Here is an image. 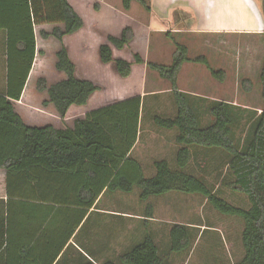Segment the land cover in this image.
<instances>
[{
	"label": "trees",
	"instance_id": "16d2710c",
	"mask_svg": "<svg viewBox=\"0 0 264 264\" xmlns=\"http://www.w3.org/2000/svg\"><path fill=\"white\" fill-rule=\"evenodd\" d=\"M132 2L151 12L147 0H123L125 11L130 10ZM103 15L104 5L97 0H0V32L7 53V87L0 92V170L6 172L8 197L7 202H1L0 210V264H97L96 257L91 256L94 254L83 249L85 254L81 252V258H75L70 253L74 248L70 241L104 192L131 194L136 189L143 203L172 193L198 196L222 217L240 219L244 224L245 256L238 264H264V64L259 77L261 113L229 102L201 105L179 91L183 65H204L222 83L226 80L224 71L213 69L204 56L190 59L188 48L176 42L170 66L147 64V32L143 34L142 55L135 53L140 34L127 26L105 39ZM44 25L54 26L50 35L44 31L41 35L54 37L61 44L56 70L64 73L66 80L50 86L39 79L37 90L47 93L48 103L62 119L72 116L73 109L81 113L99 108V98H94L104 92L103 87L79 73V63L88 60V54L80 53L83 45L95 49L101 63L112 64L122 79L131 76L133 66H143L170 83L177 115L155 116L154 124L178 132L176 169L169 161L160 160L154 164V176L147 178L142 164L132 156L143 108L140 91L137 97L90 112L85 119L76 120L73 129L32 128L24 123L15 105L34 66L35 29ZM69 40H73L72 47ZM128 54L131 61L125 58ZM241 87L245 93L254 90L250 79H244ZM203 107L211 121L206 126L200 113ZM244 118L248 131L240 141L236 128ZM193 149L220 151L229 157L231 180L226 186L245 196L249 209L231 205L204 179L187 172ZM145 214L154 218L152 204ZM191 230L183 224L173 225L170 253L182 254L190 249ZM168 257L169 253L163 256L154 238L147 234L141 244L118 260L121 264H169Z\"/></svg>",
	"mask_w": 264,
	"mask_h": 264
},
{
	"label": "crops",
	"instance_id": "0c3cea01",
	"mask_svg": "<svg viewBox=\"0 0 264 264\" xmlns=\"http://www.w3.org/2000/svg\"><path fill=\"white\" fill-rule=\"evenodd\" d=\"M99 1L104 5L103 32L105 39L109 35H117L118 33H121L123 29L128 26L134 28L136 35L137 33L140 34V43L139 46L137 44L135 53L142 55L144 51L143 34L145 31L147 32V41H151L152 43L155 42L154 50L150 53H148L147 50L148 42L146 44L147 64L170 66L176 51L175 42L186 46L190 53L189 45L192 38H198L202 40L206 38L218 39V37L221 35H240L252 38H261L264 35V0H147L150 5L151 12H146L144 10V15L143 13H137L135 19L132 18L133 15H123L121 12H116L117 8L105 0ZM111 8L115 10H112ZM125 16L127 19H125ZM130 22H132V24ZM127 23L130 24L128 25ZM124 24L126 27H123ZM53 29L54 26L52 25H44L35 29L36 57L34 66L29 75L21 100L15 105L16 113L22 118L28 127L44 128L51 126L57 130L73 129L76 120L85 119L90 112L96 111L100 107L109 106L114 103L137 97L138 91H140L142 104L147 96L157 98L156 113H158L160 117L174 118L177 115V106L175 104L171 85L168 81L162 79L156 72L150 70L148 67L144 68L143 66H133L131 76L128 79H122L112 64H102L101 61L96 57V50L92 49L91 46L86 48V45L82 46L80 53L83 52L84 54H88V60H86V62H88L87 65L89 66V71L92 72L93 75L95 73L94 76L98 77V82H100V84H98L97 80L94 78L85 76L82 77L93 81L98 86L103 87L105 95H102V97L97 100L98 103L101 104L103 102V104H98L99 108L87 109L84 113H80L79 116L71 119H62L57 113L55 107L48 103L49 99L47 102H42V106H40L39 109L37 106H33L31 104L30 106H27L26 102H28L29 99L34 96L35 92L37 93L35 88L37 87V83H30V80H33V78L38 80L45 79L50 86L66 80L65 74L56 70L57 54L61 50V44L54 37L50 36L48 38H44L41 35L42 31L50 35ZM176 37H180L182 42H178ZM169 40L172 42V45H170L168 42ZM4 45L5 37L0 32V92H4L7 87V53ZM79 46L80 45L76 46V50L79 48ZM92 55L95 57H92ZM188 56L190 59H192L190 54H188ZM125 58L131 61L130 54L127 56L125 55ZM166 59H168L167 62ZM207 60L209 61L208 58ZM196 66L204 65L193 66V63L190 62L183 65L178 77L179 91L181 93L187 94L190 97H194L195 102L201 105H204L205 103L207 106L206 103L208 102H224L222 98L224 92V82L222 83L214 79L205 66V71L199 70ZM47 68H52L55 72L54 77L57 79L55 82L49 81L46 78V75H44V72ZM189 70H191L192 73ZM188 71L190 72V76H186L187 79H183V75ZM135 76L136 79H134ZM181 76L182 81L180 80ZM186 80L187 82H184ZM190 85H193V87H198V91H191L189 88ZM261 93L262 90H259V98H261ZM204 100L207 102H203ZM106 102L109 103L105 104ZM163 115L166 116L164 117ZM147 132L149 133V136L143 140V121L140 119V132L132 150V156L142 164L145 173L148 172L147 168L145 167L146 164L142 161L143 159L139 158L138 156V154L141 153L140 145H144V143L145 145H150L152 153H154L156 149L155 146L157 145H162V149L168 146V144L173 145L175 150L173 158L168 160L164 157L163 159L169 161L170 165H173L175 162L176 153L180 148V146L176 144L178 132L175 130H163L157 127H153ZM165 150L163 152H165ZM146 153L147 154L145 155L147 158L148 155L151 156L150 151H147ZM160 160L161 159H153L151 168L149 169L152 171V174L155 162ZM117 193L104 192L97 202V206H94V208L89 211V214L85 218L83 224L80 226L75 236L70 241V244L73 245L74 249L76 250H71V254L75 256V258H79L82 252L77 239L80 237L87 225L91 223V225H93L91 230L82 235V245L87 246L91 252L94 253L96 256L95 259L97 261L100 262L102 259H104L103 252L105 253L106 248H96V240L100 234H95V226L98 227L100 224L97 223V220H100L101 218L106 219L107 216L119 217L123 223L121 229L119 230L118 228V231L115 223H108L106 225V227L109 226L115 231L112 233H115L116 238H113L112 233H105V236H107L108 240H115L116 242H119L120 245L125 247L123 250L124 252L120 255L133 249L132 243L134 242L132 241L136 239L138 233L140 234V222L144 223L147 221V224L144 223L146 231L142 236H140L141 240L143 237L145 238L147 234H150L160 247L159 243L154 237V232L149 231L152 226V222H154V218L149 219L146 217V214L138 215L132 214L131 212L119 213L99 208L102 199L107 194L113 196ZM133 194L137 195L139 199V195L136 190L131 194L122 193L121 195L130 196ZM7 201L6 172L4 170H0V210L2 208L3 211V204L1 202ZM142 203L143 202H141V204ZM187 227H194V229L203 228V226H198L196 224L188 225ZM171 229L169 230V234ZM82 253L85 254L84 252ZM88 258L93 261L92 258ZM169 264L172 263L169 262Z\"/></svg>",
	"mask_w": 264,
	"mask_h": 264
},
{
	"label": "rangeland",
	"instance_id": "374dc122",
	"mask_svg": "<svg viewBox=\"0 0 264 264\" xmlns=\"http://www.w3.org/2000/svg\"><path fill=\"white\" fill-rule=\"evenodd\" d=\"M105 1L115 6L117 8L116 12H121L123 15H133L132 18L134 19L137 13H143L144 15V8L136 2H132L130 11H125L123 7V0ZM125 19H127L126 16ZM130 23L132 24V22ZM130 23L127 24L129 25ZM125 24L123 27H126ZM176 38L178 42H182L180 37ZM168 42L170 45H172L170 40ZM151 43L152 42L149 41L147 45L148 53L154 50L155 42L152 44ZM68 44L70 47H72L73 40H69ZM189 48V54L192 59L205 56L209 59L213 69L216 71H224L226 73L222 97L224 102L232 103L241 109H247L249 112L251 111V113H254V111L261 113L263 103L261 98L258 97V94L259 90H261L259 79L261 74L260 70L264 62V35L261 38H252L240 35H221L218 37V39L206 38L203 40L192 38ZM167 60L168 59H166V62ZM87 64L88 62H86V60H82L79 63L80 75L94 78L98 82V77L94 76L95 73L93 75L92 72L89 71V66ZM194 65L201 64L193 63V66ZM196 67L203 71L206 69L204 66ZM189 71L192 73L191 70ZM189 71L183 75V79H187L186 76H190ZM54 73L55 72L52 68H47L44 72V75H46V78L49 81L55 82L57 79H55ZM134 79H136V76ZM244 79H250L253 82L254 90L251 93H245L241 87V82ZM180 80L182 81V76ZM37 81L38 79L33 78V80H30V83L36 84ZM184 82H187V80ZM98 84H100V82H98ZM35 88L37 93H34V96L31 97L28 102H26V105L30 106L31 104L33 106H37L39 109V107L42 106V102H47L49 98L46 92L40 93L37 90V87ZM189 88L191 91L195 92L198 87H193V85H190ZM99 95V97L96 96L94 98V101L95 99L102 97V95H105V93L102 92ZM156 100L157 98L155 97L147 96L143 102L141 116L144 131L142 138L143 140L149 136L147 131L153 127H156L154 124V117L160 116L158 113H156ZM108 103L109 102H106L105 104ZM97 104L100 103L97 102ZM101 104H103V102ZM203 109L206 108L203 107L200 113L202 114V124L206 126L211 121L209 114ZM75 111L76 110L74 109L72 110V116L70 115L68 119L75 118L80 115L79 112ZM84 112L85 111H82L81 114ZM163 116L165 117L166 115ZM246 123L247 118H244V120H242V122L236 128L237 139L240 141L244 139V136L248 131L246 128ZM161 146L162 145L155 146L156 149L154 153H152L150 145H145V143L144 145H140L141 153H139L138 156L139 158L143 159L142 161L146 164L145 167L148 170L146 173L147 178H152L156 173L154 168L153 174L152 171L149 170L151 168L153 159L163 160L165 157L168 160H171L174 156L175 150L173 145L168 144L169 148L166 146L164 149H162ZM164 150L165 152H163ZM147 151H150L152 157L150 155H148V158L146 157L145 154H147ZM193 155V160L187 168V172L189 174L204 179L205 182L216 191L218 196L226 200L231 205L243 209L250 208V204L245 196L232 192L226 186V183L231 180V176L228 171L229 157L226 154L220 151H204L201 149H193ZM174 163L171 166L176 169V162ZM136 191L139 195L140 191L138 189H136ZM121 194L122 193H117L113 196L107 194L102 199L99 208L119 213L131 212L132 214L144 215L147 211L149 203L152 204L154 222H152V226L149 231L154 232V237L160 245L163 256H165L167 253H170L169 230L173 224H183L187 226L196 224L198 226H203V228L200 229H194V227L190 228V230L192 229V245L190 249L182 254L170 253L168 262L172 264H238L243 261L245 256L242 243V233L244 230L243 222L235 217H222L216 213L202 197L172 193L160 198H151L150 201L146 202L145 204H141L137 195L133 194L130 196H125ZM97 223L100 224L98 227L95 226V234L99 233L100 235L96 240V248H106L105 253L103 252V257L106 259H102L100 262L98 261L97 264H103L106 262V260H108L107 262L121 264L118 260V256L124 252L123 250L125 247L120 245L119 242H116L115 240H108L107 236H105V233L110 234L114 231L109 226L106 227L108 223H115L117 231L118 228L119 230L121 229L123 224L121 219L115 216H107L106 219L101 218L100 220H97ZM92 226L93 225H91V223L88 224L81 233L80 237L77 239L80 248L89 254L94 253L91 252L87 246L82 245V235L91 230ZM139 226L140 234L138 233L139 235L137 234L136 239L132 241L134 242L132 243L133 248L141 244L144 240V237L141 240L140 236L144 234L146 228L144 223L141 222ZM112 234L113 238H116L115 233ZM72 251L76 250L72 248ZM91 256L92 258L96 257L95 255Z\"/></svg>",
	"mask_w": 264,
	"mask_h": 264
}]
</instances>
